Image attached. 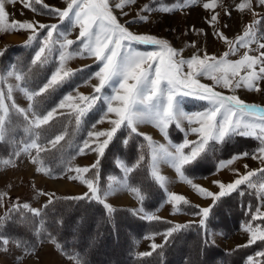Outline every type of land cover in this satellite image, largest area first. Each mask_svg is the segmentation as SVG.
I'll list each match as a JSON object with an SVG mask.
<instances>
[{
    "label": "snow or ice",
    "instance_id": "1",
    "mask_svg": "<svg viewBox=\"0 0 264 264\" xmlns=\"http://www.w3.org/2000/svg\"><path fill=\"white\" fill-rule=\"evenodd\" d=\"M63 2L66 7L61 9L49 6L44 0H0V32H27L23 47L32 49L26 64L13 62L4 73H0V144L9 148L8 155L0 157V167H14L15 161L23 155L37 166V173L52 176L53 171L42 154L52 153L61 147L69 133L65 127L46 136L47 129L58 118L68 116L79 131L93 110L99 113V119L92 123V130L87 131V138L77 148V154L92 152L96 154V159L89 166L66 169L74 173L68 179L79 181L86 187L87 191L82 195L58 198L54 194L38 192V195H48L49 199L41 208H33L19 201L6 206L5 202L10 198L7 193L0 192V208L5 209L0 215V252L7 254L15 249L13 264H23L24 259L35 255L46 240L72 264H86L78 251L68 252L48 230L44 210L56 200L64 199L95 202L111 216L116 209L108 203V197L120 191L129 192L140 202L141 207L132 210L134 216L169 225L163 232H153L144 237L151 241L150 250L139 253L138 258L152 257L176 234L188 230L193 224L204 230L202 243L204 248H208L214 244L207 231V221L213 209L234 192L243 196L242 186L254 191L257 206L253 213L249 205L251 222L242 225L248 239L237 249L258 242L264 244V223H252L257 220L264 222V167L249 169L245 164L246 171L243 173L233 169L235 179L231 182L212 181L219 189L217 192L194 183L186 174L189 168L222 150L234 137L254 139L258 141V147L252 153L243 151L221 160L217 170L228 168L235 161L249 156L264 165V106L250 104L235 94L226 95L216 90V87H221L234 93L236 89L245 87L249 91H261L258 82L264 81V14L257 12L255 6L264 8V0H240L235 4L236 11L249 13L253 19L234 39L216 29L220 15L216 9L223 7V0H204L203 9L212 13L207 23L214 29L213 34L228 45V50L219 57L208 55L205 51L203 56L196 52L189 58L183 57L184 49L173 47L168 40L134 33L127 25L146 23L149 17L142 13L158 11L172 14L195 6L200 0H173L170 4L166 0H152V4H145L138 11L136 20L126 21L125 24L119 22L114 8L128 15L123 9L135 4L136 0H118L114 8L110 0ZM15 3H21L34 13L54 16L59 23L11 20L6 4ZM224 11L231 16V11ZM76 29L78 34L75 39L70 38ZM193 31L205 34L203 29L193 28ZM134 45L152 46L153 50L140 51ZM187 47L195 48L196 44L192 42ZM240 49L245 51L239 59H229L239 54ZM6 51L7 46L0 50V57ZM76 58H93L98 70L89 72L91 65L71 68L70 61ZM42 68L48 70L47 75L38 85L31 87L34 70ZM80 73H87L81 77V82L92 88L91 94L79 92L77 86L73 92L64 94L54 106L40 108L42 100L50 98ZM201 77L213 81V84L201 83ZM9 79H14L15 84L9 83ZM93 79L96 84H91ZM15 92L23 94L28 101L27 107L16 103ZM185 97L206 101L207 107L202 111L186 112L182 107ZM185 122L187 128L184 127ZM103 123L110 126L96 130L97 125ZM143 124L155 127L166 143L140 132L139 126ZM170 126L183 133L182 142L174 143L170 139ZM121 130H125L127 136H118ZM190 135L195 138L189 139ZM133 137H142L144 141L139 145L135 162L129 165L116 157L115 163L122 175L108 174L102 186L100 168L106 151L116 140L126 148ZM161 164L170 166L180 182L190 185L198 195L212 201L207 207L196 206L199 211L194 215L199 217L198 221L173 223L143 207L148 194L144 186L134 179V174L142 168L146 169L151 181L165 191L166 202L172 206L173 215L180 214L183 206L190 203L184 195L168 191L169 179L161 173ZM157 235L163 237L160 244L155 242ZM159 254L162 255V251ZM244 264H264V250L247 256Z\"/></svg>",
    "mask_w": 264,
    "mask_h": 264
},
{
    "label": "rangeland",
    "instance_id": "2",
    "mask_svg": "<svg viewBox=\"0 0 264 264\" xmlns=\"http://www.w3.org/2000/svg\"><path fill=\"white\" fill-rule=\"evenodd\" d=\"M44 2L52 7L61 9L66 7L63 0H44ZM117 2L118 0H110L113 8L115 3ZM166 2L170 4L173 2V0H166ZM203 2L204 0H200V2L195 6L185 8L183 11H177L172 14H163L158 11H153L151 13H142L143 15H147L149 17L146 23L136 22L128 24L127 26L129 27V30L134 33L151 34L159 38L168 40L173 47L177 49H184V58H189L196 52H199V54L203 56L205 51L208 55H215L219 57L228 50V45L213 34L214 29L207 23L212 13L203 9ZM239 2L240 0H223V7L216 9V11L220 13L218 18L219 22L216 25V29L222 32L229 39H234L237 35L241 34L244 30L245 25L250 23L253 19L251 14H241L235 10V4ZM145 4H152V0H136L135 4L126 6L123 11L127 12L128 15H123L120 10H116L115 8L114 14L117 16L120 23L125 24L126 21L136 20L138 11ZM255 7L257 12L264 14V8H260L259 6ZM225 9L231 11V16L225 14ZM6 11L10 14L9 18L11 20H30L48 24L59 23L56 17L34 13L31 10L24 8L21 3L6 4ZM62 27H66V25ZM193 28L196 30L203 29V32L205 34H198L197 31H193ZM77 34L78 29L72 32L70 38L75 39ZM27 36L28 33L25 31L0 32V50H4L6 46L8 49L7 54L2 56L3 59L0 62V73H4L6 69H8L9 65L13 62L21 65L27 63L32 54L31 48H28L27 50L23 47V45L25 44H23V42L27 40ZM192 42H195L196 47H187V45ZM134 47H136L140 51L153 50L152 46L134 45ZM253 47H255V45H253ZM244 51V49H240L239 54L230 56L229 59H239ZM85 65L92 66L90 69H88L89 72L98 70V65L93 58H76L70 61L69 64V66L73 69H79ZM47 71L48 70L46 68L34 70L35 75L34 79L31 81L30 86L35 87L36 85H38L44 78V76L47 75ZM86 74L87 73L78 74L69 84H66L63 88L59 89L50 98L42 100L40 103V108L46 109L54 106L55 103H58V101L64 94L73 92V89L77 86H79V92L86 95L91 94L92 88L90 86L84 85L81 82V77L85 76ZM200 80L201 83L209 85L213 84V81L204 77H201ZM8 82L15 84L14 79H9ZM96 83L97 81L95 79L91 80V84ZM258 83L259 87L261 88V91L259 92L249 91L245 87L236 89L234 93L221 87H216V90L221 91L226 95L235 94L247 103L264 106V81H259ZM14 98L19 106L27 107L28 101L23 96V94L15 92ZM182 107L186 112L189 113L202 111L205 107H207V102L197 100L192 97H185L183 98ZM95 112L97 113V117L95 118L99 119V113L96 110ZM70 120L71 118L68 116L58 118L52 123V125L47 129L45 133L46 136H50L55 132L62 131L65 127L67 128L69 133L67 142H62L61 147H59L52 153L42 154L45 163L49 167H51L53 171L52 176L48 177L43 173H37L35 171L37 166L32 164L27 156L23 155L15 161L14 167L0 168V192L7 193V197L10 198V200H6V206L10 202L19 201V203L21 204L28 203L33 208H41V206L48 201L49 196L38 195V192L54 194L55 197H70L82 195L87 191L86 187L79 181H74L67 178L69 175H74V173L67 172L66 169L67 167L74 168L77 166H89L95 161V153L88 152L85 155L77 154V148L82 144V141L87 138V131L92 130V124L88 125L85 122L81 126L80 130L77 131L75 129L74 122H70ZM60 121H64L65 124L56 126ZM109 126L110 125L108 123L98 124L96 130L106 129ZM184 127L187 128L186 122ZM140 130L143 133H147L148 135L152 136L154 140L160 143H166L163 135L152 125H140L139 131ZM177 131L180 132L179 130ZM180 133L183 136V133ZM173 134H176L175 131H173ZM188 138L194 139L195 137L190 135ZM75 139H77V146L72 144ZM182 139H179L178 142H175L172 139L171 140L174 143H180L182 142ZM65 147L75 150L70 151V156L64 158L66 161H59V158L56 156L59 152L64 153ZM245 164L248 165L249 169L264 167V165H261L258 160H253L249 156L247 158L235 161L230 167L222 169L220 173H214L210 178H208L207 176V178L203 177L199 179H193V182L201 186L208 184L209 186H211L213 191L217 192L219 189L212 183V181L220 180L224 183L231 182L233 179H235L233 169H238L241 173H243L246 171V169L244 168ZM160 170L161 173L169 179V184L167 186L169 192L182 194L188 200L195 201L197 202V204L200 203L203 207L206 206L209 199H205L198 195L190 185L180 182L174 169H172L167 164H161ZM58 173H61L62 175H58ZM108 203H110L114 207H125L129 208L130 210L138 209L140 207L139 201L127 191H120L114 195L109 196ZM4 211V208H0V215H3ZM157 213L159 216H167L173 218L177 222L186 220V216L180 215L181 213L173 215L172 206L168 203H166ZM187 218L190 219L192 217ZM212 239L220 243L223 247L229 248L235 244L246 243L248 235L241 229L239 233H236L234 235V237L232 236L230 238H224L222 236L220 237L218 233H214L212 235ZM158 241L159 238L155 237V242L157 243ZM150 243L151 241L144 239L139 253L150 250ZM14 254H16L15 249L8 252L7 254L0 252V264H13ZM23 264H72V261L66 259L61 252L57 251L53 247L52 244H43L40 250L37 251L35 255L30 258L26 257L23 261Z\"/></svg>",
    "mask_w": 264,
    "mask_h": 264
},
{
    "label": "trees",
    "instance_id": "3",
    "mask_svg": "<svg viewBox=\"0 0 264 264\" xmlns=\"http://www.w3.org/2000/svg\"><path fill=\"white\" fill-rule=\"evenodd\" d=\"M26 49L28 50V48ZM7 52L8 49L4 55ZM2 59L3 57L0 58V62ZM95 117H97V113L93 110L85 118L84 123L86 122L88 125L94 123L97 119ZM64 124V121H60L56 126ZM173 131L176 134H173ZM121 135L127 136V132L121 130L118 136ZM169 136L175 142L183 138L174 126L170 127ZM76 140L72 142L75 146L78 144ZM143 142L142 137H133L125 148L120 145L119 140L114 141L101 161L102 186L104 178L108 174L122 175L116 166L115 158L119 157L131 165L135 162L139 154V145ZM257 147L258 141L254 139L234 137L230 143L223 146L222 150H218L203 162L189 168L186 174L191 179L207 177L216 171L221 160H227L234 154L243 151L252 153ZM74 150L65 147L64 153L59 152L56 157L59 158V161H66L64 158L69 157L70 151ZM8 152V146L0 144V157H6ZM145 159L147 162L148 158ZM61 173L58 175H62ZM134 179L144 186L148 194V199L143 202L145 210L155 214L159 212L167 200L165 191L151 181L144 168L134 174ZM242 190L245 193L243 196L239 192H234L223 198L220 204L213 209L207 221V231L210 233L212 241L214 233L229 238L243 224L251 222L248 208L251 205L254 213L257 199L252 189L242 186ZM139 206L141 207L140 202ZM196 206L190 202L189 205L183 206L181 213L196 216L194 213L199 211ZM113 208L116 210L111 216H108L102 206L95 202L58 199L44 210L46 213L44 218L47 221L48 230L65 246L66 250L68 252L78 251L86 264H244L247 256L264 250V244L259 242L240 249L234 247L225 250L215 242L212 246L204 248L202 243L204 230L193 224L188 230L176 234L162 250H158L152 257L140 259L136 251L144 237L153 232H163L169 225L159 221L149 222L140 219L134 216L129 208ZM61 220L63 223H58ZM252 223L262 224L264 222L257 220ZM43 244L51 243L45 240L39 246V250ZM161 251L162 255L159 254Z\"/></svg>",
    "mask_w": 264,
    "mask_h": 264
},
{
    "label": "crops",
    "instance_id": "4",
    "mask_svg": "<svg viewBox=\"0 0 264 264\" xmlns=\"http://www.w3.org/2000/svg\"><path fill=\"white\" fill-rule=\"evenodd\" d=\"M140 132H142L141 130H140ZM143 133V132H142ZM219 164V163H218ZM218 166V165H217ZM220 171L221 170H217L216 169V171L214 172V173H220ZM213 173V174H214ZM213 174H211V175H209L208 176V178H210V177H212L213 176ZM207 178V177H206ZM203 187H205V188H208L209 190H211V191H213L212 190V188H211V186H209L208 184H206V185H204ZM213 192H215V191H213ZM166 197H167V195H166ZM189 202H191V203H193V204H195V205H198L200 208H203V206L200 204V203H198L197 204V202H195V201H190V200H188ZM167 202H165V204H166ZM212 203V201L209 199V201H208V203L206 204V206L205 207H207V206H209L210 204ZM164 204V205H165ZM163 205V206H164ZM162 206V207H163ZM114 207V206H113ZM156 215H158V213H156ZM180 215H182V216H186V220H183V221H180V222H177L176 220H174L173 218H170V217H167V216H160V217H162L163 219H166V220H169V221H172L173 223H186V222H189V221H198L199 220V217L198 216H189V215H186V214H180ZM159 216V215H158ZM177 216H179V215H177ZM182 216H180V217H182ZM187 217H192V218H187ZM242 229V226L232 235L233 237H234V235L236 234V233H239L240 232V230ZM218 235L221 237L222 235L221 234H219L218 233ZM231 236V237H232ZM157 238H159V241L157 242V244H160L161 242H162V240H163V237L162 236H160V235H157L156 236ZM223 237V236H222ZM230 238V237H229ZM213 241H214V239H213ZM215 243H217L219 246H221L222 248H224L225 250H230V249H232V248H234V247H237L238 245H243V244H245V243H239V244H235V245H233L232 247H229V248H225V247H223L220 243H218V242H216V241H214ZM142 243H143V241H141V243L139 244V247H138V249H137V251H136V253L137 254H139V251L141 250V246H142ZM55 248V247H54ZM56 249V248H55ZM149 251V250H148Z\"/></svg>",
    "mask_w": 264,
    "mask_h": 264
}]
</instances>
